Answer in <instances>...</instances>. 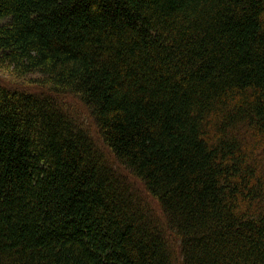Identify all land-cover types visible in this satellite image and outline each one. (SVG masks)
<instances>
[{
	"label": "trees",
	"instance_id": "trees-1",
	"mask_svg": "<svg viewBox=\"0 0 264 264\" xmlns=\"http://www.w3.org/2000/svg\"><path fill=\"white\" fill-rule=\"evenodd\" d=\"M0 67V264H264V0H0Z\"/></svg>",
	"mask_w": 264,
	"mask_h": 264
},
{
	"label": "rangeland",
	"instance_id": "rangeland-1",
	"mask_svg": "<svg viewBox=\"0 0 264 264\" xmlns=\"http://www.w3.org/2000/svg\"><path fill=\"white\" fill-rule=\"evenodd\" d=\"M0 77L3 79H8V80H12V81L16 82V86H17V85H19V83H21V84L22 83H30V80L34 79L35 75L29 74L28 76H17L10 69L0 67ZM17 81L19 83H17ZM27 86H33V85H27ZM60 96L62 97V98L61 97L60 98L64 101V104L66 106H72V108L77 109L79 114L89 118L90 114H89L88 110L86 108L82 107V105H80L81 101L79 100L78 97H75L71 94L60 95ZM93 132H95L94 129H93ZM96 136H97V140L99 142H101L99 140L98 134Z\"/></svg>",
	"mask_w": 264,
	"mask_h": 264
}]
</instances>
